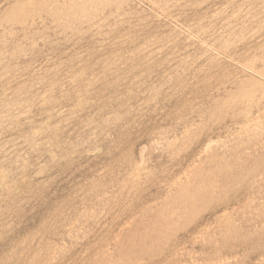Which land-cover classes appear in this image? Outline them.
Instances as JSON below:
<instances>
[{
	"label": "rangeland",
	"instance_id": "374dc122",
	"mask_svg": "<svg viewBox=\"0 0 264 264\" xmlns=\"http://www.w3.org/2000/svg\"><path fill=\"white\" fill-rule=\"evenodd\" d=\"M230 1L0 0V264H264V0Z\"/></svg>",
	"mask_w": 264,
	"mask_h": 264
},
{
	"label": "bare ground",
	"instance_id": "6f19581e",
	"mask_svg": "<svg viewBox=\"0 0 264 264\" xmlns=\"http://www.w3.org/2000/svg\"><path fill=\"white\" fill-rule=\"evenodd\" d=\"M41 1H42V0H41ZM52 1H54V0H52ZM70 1H71V0H70ZM74 1H75V0H74ZM80 1H81V0H80ZM86 1H87V0H86ZM108 1H110V0H108ZM111 1H112V0H111ZM229 1H230V0H229ZM233 1H234V0H233ZM233 1H230V2H233ZM249 1H250V0H249ZM49 2H50V1H49ZM49 2H48V3H49ZM58 2H59V1H58ZM151 2H152V1H151ZM151 2H150V3H151ZM50 3H51V2H50ZM237 3H238V2H237ZM226 4H227V3H226ZM229 4H230V3H229ZM262 4H263V3H262ZM57 5H58V3H57ZM208 5H209V4H208ZM232 5H233V4H232ZM250 5H251V4H250ZM250 5H249V6H250ZM257 5H258V4H257ZM260 5H261V4H260ZM263 5H264V4H263ZM150 6H151V5H150ZM229 6H230V5H229ZM234 6H235V5H234ZM234 6H233V7H234ZM236 6H238V5L236 4ZM245 6H246V5H245ZM60 7H61V5H60ZM63 7H64V6H63ZM71 7H72V6H71ZM246 7H247V6H246ZM72 8H73V7H72ZM231 8H232V7H231ZM231 8H230V9H231ZM237 8H238V7H237ZM241 8H242V7H241ZM251 8H252V7H251ZM251 8H250V9H251ZM253 8H254V5H253ZM261 8H262V6H261ZM263 8H264V7H263ZM35 9H36V8H35ZM156 9H157V8H156ZM187 9H188V8H187ZM239 9H240V8H239ZM248 9H249V8H248ZM248 9H247V10H248ZM257 9H260V8L258 7ZM81 10H82V9H81ZM95 10H96V9H95ZM193 10H194V9H193ZM231 10H232V9H231ZM234 10L237 11L238 9H234ZM245 10H246V8H245ZM252 10H253V9H252ZM225 11H226V9H225ZM228 11H229V10H228ZM241 11H242V10H241ZM241 11H240V12H241ZM258 11H260V10H258ZM258 11H257V12H258ZM261 11H262V9H261ZM232 12H233V11H232ZM242 12H243V11H242ZM246 12H247V11H246ZM228 13H231V11L228 12ZM228 13H227V14H228ZM236 13H237V12H236ZM75 14H76V13H75ZM208 14H209V13H208ZM225 14H226V13H225ZM225 14H224V16H225ZM227 14H226V15H227ZM242 14H243V13H242ZM245 14H246V13H244V16L242 15V18L246 16ZM250 14H251V13H250ZM260 14H261V13H260ZM262 14H263V13H262ZM51 15H52V14H51ZM61 15H62V13H61ZM214 15H215V14H214ZM230 15H231V14H230ZM237 15H238V14H237ZM254 15H255V14H254ZM222 16H223V15H222ZM231 16H232V15H231ZM49 17H50V16H49ZM59 17H60V15H59ZM59 17H58V18H59ZM63 17H64V16H63ZM217 17H218V16H217ZM234 17H235V14H234ZM238 17H239V16H238ZM61 18H62V17H61ZM210 18H212V17H210ZM213 18H215V17H213ZM236 18H237V17H236ZM242 18H241V19H242ZM10 19L12 20L13 18H10ZM70 19H71V18H70ZM232 19H233V18H232ZM234 19H235V18H234ZM245 19H246V17H245ZM15 20H16V19H15ZM62 20H63V19H62ZM81 20H82V19H81ZM137 20H138V19H137ZM170 20H171V19H170ZM211 20H212V19H211ZM215 20H216V18H215ZM242 20H243V19H242ZM251 20H253V17L251 18ZM71 21H72V20H71ZM161 21H162V20H161ZM212 21L214 22V20H212ZM225 21H227V19H226ZM230 21H231V19H230ZM236 21H237V20H236ZM246 21H248V20H246ZM7 22H8V21H7ZM37 22H38V21H37ZM53 22H54V21H53ZM55 22H56V21H55ZM61 22H62V21H61ZM64 22H65V21H64ZM171 22H172V21H171ZM227 22H228V21H227ZM231 22H232V21H231ZM12 23H13V22H12ZM43 23H44V22H43ZM131 23H132V22H131ZM165 23H166V22H165ZM172 23H173V22H172ZM222 23H223V22H222ZM224 23H225V22H224ZM228 23H230V22H228ZM0 24H1V23H0ZM19 24H20V23H19ZM19 24H18V25H19ZM176 24H177V23H176ZM13 25H14V24H13ZM24 25H25V24H24ZM29 25H30V24H29ZM127 25H128V24H127ZM131 25H132V24H131ZM215 25H216V24H215ZM222 25H223V24H222ZM241 25H242V24H241ZM4 26H5V25H4ZM173 26H175V25H173ZM176 26H178V25H176ZM176 26H175V27H176ZM224 26H225V25H224ZM242 26H243V25H242ZM242 26H241V27H242ZM247 26H248V24H247ZM249 26H250V25H249ZM262 26H263V25H262ZM7 27H8V26H7ZM130 27H131V26H130ZM189 27H190V26H189ZM219 27H220V26H219ZM230 27H231V25H230ZM238 27H239V26H238ZM241 27H240V28H241ZM263 27H264V26H263ZM41 28H42V27H41ZM41 28H40V29H41ZM178 28H179V27H177V29H178ZM186 28H187V27H186ZM197 28H198V27H197ZM220 28H221V27H220ZM223 28H224V27H223ZM226 28H227V27H226ZM231 28H232V27H231ZM244 28H245V27H244ZM183 29H184V28H183ZM189 29H192V28H189ZM198 29H199V28H198ZM221 29H222V28H221ZM224 29H225V28H224ZM227 29H228V28H227ZM32 30H33V29H32ZM69 30H70V29H69ZM71 30H72V29H71ZM184 30L187 31L186 29H184ZM194 30H195V29H194ZM214 30H215V29H214ZM232 30H233V28H232ZM256 30H257V29H256ZM181 31H182V30H181ZM188 31H189V30H188ZM200 31H201V30H200ZM206 31H207V29H206ZM11 32H12V31H11ZM14 32H15V31H14ZM207 32H208V31H207ZM214 32H215V31H214ZM182 33H183V32H182ZM190 33H191V32H190ZM194 33H195V32H194ZM196 33H197V32H196ZM231 33H232V31L230 32V34H231ZM252 33H253V32H251V33H249V34H252ZM55 34H56V33H55ZM209 34H211V33H209ZM237 34H238V33H237ZM239 34H240V33H239ZM241 34H242V33H241ZM241 34H240V35H241ZM131 35H132V34H131ZM183 35H184V34H183ZM192 35H193V34H192ZM201 35H202V34H201ZM203 35H204V34H203ZM206 35H207V34H206ZM226 35H228V34H225V36H226ZM231 35H232V34H231ZM231 35H229V36H231ZM74 36H75V35H74ZM198 36H199V35H198ZM222 36H223V35H222ZM232 36H233V35H232ZM237 36H238V35H237ZM237 36H236V37H237ZM169 37H170V36H169ZM185 37H186V36H185ZM239 37H240V36H239ZM187 38H188V36H187ZM218 38H219V37H218ZM230 38H231V37H230ZM233 38H234V37H233ZM46 39H47V38H46ZM198 39H199V38H198ZM210 39H211V38H210ZM124 40H125V39H124ZM192 40H193V38H192ZM201 40H202V39H201ZM212 40H213V39H212ZM39 41H41V40H39ZM99 41H100V40H99ZM164 41H165V40H164ZM55 42H56V41H55ZM216 42H217V41H216ZM219 42H220V41H219ZM239 42H240V41H239ZM172 43H173V42H172ZM211 43H212V42H211ZM257 43H258V42H257ZM201 44H202V43H201ZM201 44L198 43L199 46H202V45H203V44H202V45H201ZM218 44H219V43H218ZM218 44H217V45H218ZM229 44H230V43H229ZM234 44H235V43H234ZM252 44H253V43H252ZM198 45H197V46H198ZM156 46H157V45H156ZM188 46H189V45H188ZM191 46H192V45H191ZM203 46H205V45H203ZM234 46H235V45H234ZM216 47H217V46H216ZM247 47H248V46H247ZM247 47H246V49H247ZM191 48H192V47H191ZM205 48H206V46H205ZM208 49H209V48H208ZM148 50H149V49H148ZM148 50H147V51H148ZM225 50H226V49H225ZM247 50H248V49H247ZM247 50H246V51H247ZM149 51H150V50H149ZM151 51H152V50H151ZM151 51H150V52H151ZM157 51H158V50H157ZM157 51H156V53H157ZM166 51H167V50H166ZM248 51H249V50H248ZM24 52H25V51H24ZM206 52H207V51H206ZM136 53H137V52H136ZM144 53H145V52H144ZM169 53H170V52H169ZM169 53H168V55H169ZM248 53H250V52H248ZM66 54H67V53H66ZM166 54H167V53H166ZM209 54H210V53H209ZM227 54H228V53H227ZM157 55H158V54H157ZM217 55H218V54H216V56H217ZM219 55H220V54H219ZM149 56H150V55H149ZM169 56H170V55H169ZM214 56H215V55H214ZM216 56H215V57H216ZM233 56H235V54H233ZM260 56H261V55H260ZM79 57H80V56H79ZM217 57H218V56H217ZM236 57H237V56H236ZM142 58H143V57H142ZM147 58H148V57H147ZM150 58H152V57H150ZM154 58H155V57H154ZM157 58H158V57H157ZM157 58H155V59H157ZM165 58H167V57H165ZM169 58H170V57H169ZM139 59H140V58H139ZM159 59H160V58H159ZM171 59H172V58H171ZM202 59H203V58H202ZM215 59H216V58H215ZM239 59H241V57H240ZM242 59H244V58H242ZM114 61H115V60H114ZM125 61H126V60H125ZM137 61H138V60H137ZM153 61H154V60H153ZM218 61H219V60H218ZM226 61H227V60H226ZM241 61H242V60H241ZM183 62H185V60H184ZM234 63H235V62H234ZM184 64H185V63H184ZM212 64H214V63H212ZM114 65H115V64H114ZM186 65H187V64H186ZM118 66H120V65H118ZM130 66H131V65H130ZM243 66H244V65H243ZM104 67H105V66H104ZM186 67H187V66H186ZM253 67H254V65H253ZM109 68H110V67H109ZM111 68H112V67H111ZM113 68H115V67H113ZM119 68H120V67H119ZM250 68H251V67H250ZM128 69H129V68H128ZM163 69H164V68H163ZM69 70H70V69H69ZM105 70H106V69H105ZM108 70H109V69H108ZM204 70H205V69H204ZM113 71H114V70H113ZM101 72H102V71H101ZM104 72H105V71H104ZM135 72H136V71H135ZM137 73H138V72H137ZM175 73H176V72H175ZM89 74H90V73H89ZM109 74H110V73H109ZM131 74H133V73L131 72ZM114 75H115V74H114ZM124 75H125V74H124ZM137 75H139V74H137ZM158 75H159V74H158ZM166 75H167V74H166ZM177 75H178V74H177ZM74 76H76V75H74ZM102 76H103V75H102ZM102 76H101V77H102ZM129 76H130V75H129ZM129 76H128V77H129ZM77 77H78V76H77ZM77 77H76V78H77ZM82 77H83V76H82ZM115 77H116V76H115ZM118 77H119V76H118ZM125 77H126V76H125ZM137 77H138V76H137ZM139 77H140V75H139ZM168 77H169V76H168ZM74 79H75V78H74ZM74 79H73V80H74ZM91 79H92V78H91ZM110 79H111V78H110ZM12 80H13V79H12ZM59 80H60V79H59ZM70 80H71V79H70ZM81 80H82V78H81ZM99 80H101V79H99ZM128 80H129V79H128ZM130 80H131V79H130ZM94 81H95V80H94ZM94 81H93V82H94ZM109 81H110V80H109ZM120 81H121V80H120ZM151 81H152V80H151ZM158 81H159V80H158ZM69 82H70V81H69ZM75 82H76V81H75ZM75 82H74V83H75ZM90 82H91V81H90ZM148 82H149V81H148ZM76 84H77V82H76ZM92 84H93V83H92ZM72 85H73V84H72ZM86 85H87V83H86ZM90 85H91V84H90ZM3 86H4V85H3ZM57 86H58V85H57ZM89 87H90V86H89ZM104 88H105V87H104ZM92 90H93V89H92ZM5 91H6V90H5ZM246 91H247V90H246ZM167 92H169V91H167ZM181 92H182V91H181ZM138 94H139V93H138ZM167 94H168V93H167ZM155 95H156V94H155ZM260 95H261V94H260ZM87 96H88V95H87ZM154 97H156V96H154ZM72 98H73V96H72ZM106 99H107V98H106ZM151 99H153V98H151ZM242 99H244V98H242ZM245 99H247V98H245ZM132 101H133V100H132ZM239 101H241V100H239ZM38 102H39V101H38ZM59 102H60V101H59ZM61 102H62V101H61ZM241 102H242V101H241ZM44 103H45V102H44ZM65 103H66V102H65ZM33 104H34V103H33ZM37 104H38V103H37ZM60 104H61V103H60ZM148 104H149V103H148ZM34 105H35V104H34ZM55 105H56V104H55ZM57 105H58V104H57ZM65 105H67V104H65ZM70 105H71V104H70ZM41 106H42V105H41ZM101 106H102V105H101ZM188 106H189V105H188ZM55 107H56V106H55ZM55 107H54V108H55ZM49 108H50V107H49ZM52 108H53V106H52ZM60 108H61V107H60ZM68 108H69V107H68ZM145 108H146V107H145ZM39 109H40V108H39ZM66 109H67V108H66ZM98 109H99V108H98ZM98 109H97V110H98ZM153 109H154V108H153ZM159 109H160V108H159ZM159 109L157 108V111H158ZM42 110H43V108H42ZM42 110H41V111H42ZM50 110H52V109H50ZM56 110H57V109H56ZM136 110H137V109H136ZM263 110H264V108H263ZM14 111H15V110H14ZM67 111H68V110H67ZM93 111H94V110H93ZM111 111H112V110H111ZM133 111H134V110H133ZM137 111H138V110H137ZM162 111H163V110H162ZM23 112H25V111H23ZM51 112H52V111H51ZM54 112H55V111H54ZM63 112H64V111H63ZM12 113H14V112H12ZM15 113H17V112H15ZM27 113H28V112H27ZM35 113H36V112H35ZM37 113H38V112H37ZM37 113H36V114H37ZM44 113H45V111H44ZM149 113H150V112H149ZM9 114H10V113H9ZM18 114H19V113H18ZM20 114H21V113H20ZM30 114H31V113H30ZM30 114H29V115H30ZM55 114H56V113H55ZM69 114H70V113H69ZM254 114H255V113H254ZM21 115H22V114H21ZM33 115H34V114H33ZM256 115H257V114H256ZM24 116H25V115H24ZM24 116H23V117H24ZM43 116H44V114H43ZM88 116H89V115H88ZM9 117H10V115L8 116V118H9ZM20 117H21V116H20ZM49 117H50V116H49ZM73 117H74V116H73ZM102 117H103V116H102ZM247 117H249V116H247ZM262 117H263V116H262ZM27 118H28V117H27ZM32 118H33V117H32ZM32 118H31V119H32ZM11 119H12V117H11ZM37 119H38V118H37ZM40 119H41V118H40ZM69 119H70V118H69ZM152 119H153V118H152ZM255 119H256V118H255ZM257 119H259V118H257ZM257 119H256V120H257ZM5 120H7V118H6ZM24 120H25V118H24ZM24 120H23V121H24ZM34 120H35V118H34ZM46 120H47V119H46ZM65 120H66V119H65ZM145 120H146V119H145ZM252 120H253V119H252ZM252 120H251V121H252ZM256 120H255V121H256ZM9 121H10V120H9ZM29 121H31V120H29ZM32 121H33V119H32ZM37 121H39V120H37ZM56 121H57V120H56ZM150 121H151V120H150ZM6 122H7V121H6ZM24 122H26V121H24ZM58 122H59V121H58ZM139 122H140V121H139ZM246 122H247V121H246ZM249 122H250V121H249ZM4 123H5V122H4ZM99 123H100V122H99ZM128 123H129V122H128ZM7 124H8V123H7ZM9 124H10V122H9ZM11 124H12V123H11ZM24 124H25V123H24ZM129 124H130V123H129ZM0 125H1V124H0ZM2 125H3V124H2ZM32 125H33V124H32ZM34 125H35V124H34ZM240 125H241V124H240ZM244 125H245V124H244ZM7 126H8V125H7ZM242 126H243V125H242ZM3 127H4V126H3ZM28 127H29V126H28ZM35 127H36V126H35ZM81 127H82V126H81ZM83 127H84V126H83ZM91 127H92V126H91ZM30 128L32 129V127H30ZM89 129H90V128H89ZM238 129H239V128H238ZM5 130H6V129H5ZM29 130H30V129H29ZM42 130H43V129H42ZM92 130H93V129H92ZM253 130H254V128H253ZM255 130H256V129H255ZM1 131H2V130H1ZM23 131H24V130H23ZM27 131H28V130H27ZM13 132H14V131H13ZM67 132H68V131H67ZM79 132H80V131H79ZM105 132H106V131H105ZM151 132H152V131H151ZM23 133H24V132H23ZM25 133H26V132H25ZM51 133H52V132H51ZM94 133H95V132H94ZM1 134H2V133H1ZM1 134H0V135H1ZM19 134H20V133H19ZM30 134L32 135V132H31ZM102 134H103V133H102ZM248 134H249V133H248ZM7 135H8V134H7ZM17 135H18V134H17ZM21 135H22V134H20V135H18V136H21ZM37 135H38V134H37ZM28 136H29V135H28ZM25 137H26V136H25ZM30 137H31V136H30ZM56 137H57V136H56ZM243 137H244V136H243ZM16 138H17V136H16ZM28 138H29V137H28ZM94 138H95V137H94ZM78 139H79V138H78ZM92 139H93V138H92ZM102 139H103V138H102ZM104 139H107V137L104 138ZM108 139H109V138H108ZM169 139H170V137H169ZM218 139H219V138H218ZM11 140H12V139H11ZM11 140H10V141H11ZM83 140H84V139H83ZM20 141H21V139H20ZM63 141H64V139H63ZM63 141H62V142H63ZM14 142H15V141H14ZM17 142H18V141H17ZM108 142H109V141H108ZM113 142H114V141H113ZM9 143H10V142H9ZM12 143H13V142H12ZM28 143H29V142H28ZM60 143H61V142H60ZM206 143H207V141H206ZM95 144H96V143H95ZM16 145H17V144H16ZM142 145H143V144H142ZM10 146H11V145H10ZM94 147H95V146H94ZM134 148H135V147H134ZM8 149H9V148H8ZM58 149H59V148H58ZM125 149H126V148H125ZM13 150H14V149H13ZM20 150H21V149H20ZM154 150H155V149H154ZM72 151H73V150H72ZM88 151H89V150H88ZM137 151H138V150H137ZM14 152H15V151H14ZM10 153H11V152H10ZM15 153H16V152H15ZM7 156H8V155H7ZM130 159H131V158H130ZM141 159H142V158H141ZM75 160H76V158H75ZM133 160H134V158H133ZM191 160H192V159H191ZM20 161H21V160H20ZM140 161H141V160H140ZM137 162L139 163V161H137ZM106 165H107V164H106ZM0 168H1V167H0ZM150 168H151V167H150ZM159 168H160V167H159ZM194 168H195V167H194ZM100 170H102V169H100ZM134 170H135V169H134ZM146 170H147V169H146ZM154 170H157V169H154ZM151 171H152V170H151ZM182 171H183V170H182ZM20 172H21V171H20ZM23 172H24V171H23ZM138 172H139V171H138ZM128 173H129V172H128ZM136 173H137V172H136ZM132 174H133V173H132ZM137 175H139V174H137ZM263 175H264V174H263ZM52 176H53V175H52ZM125 176H126V175H125ZM95 177H97V176H95ZM99 178H100V177H99ZM130 178H132V177H130ZM143 178H144V177H143ZM39 179H40V178H39ZM116 180H117V179H116ZM121 180H122V179H121ZM126 180H127V179H126ZM112 181H113V180H112ZM114 181H115V180H114ZM138 181H139V180H138ZM118 182H119V181H118ZM131 183H132V182H131ZM101 186H102V185H101ZM103 187H104V186H103ZM127 187H128V186H127ZM101 188H102V187H101ZM75 189H76V188H75ZM16 193H17V192H16ZM99 194H100V193H99ZM105 194H106V193H105ZM67 195H68V194H67ZM67 195H66V196H67ZM74 195H75V194H74ZM10 196H11V195H10ZM5 197H6V196H5ZM75 197H76V196H75ZM14 199H15V198H14ZM65 199H66V198H65ZM69 200H70V199H69ZM37 202H38V201H37ZM59 203H60V202H59ZM72 203H73V202H72ZM67 207H68V206H67ZM129 208H130V207H129ZM79 210H80V209H79ZM98 211H99V209H98ZM22 213H23V212H22ZM24 213H25V212H24ZM61 213H62V212H61ZM59 214H60V213H59ZM74 216L76 217V215H74ZM77 216H78V215H77ZM20 217H21V216H20ZM18 218H19V217H18ZM73 218H74V217H73ZM48 220H49V219H48ZM66 221H67V220H66ZM71 222H72V220L70 221V223H71ZM96 222H97V221H96ZM44 223H45V221H44ZM65 223H66V222H65ZM70 223H69V224H70ZM83 223H84V222H83ZM46 225H47V224H46ZM41 226H42V225H41ZM66 226H68V224H67ZM122 226H123V225H122ZM43 228H44V227H43ZM68 228H69V227H68ZM72 228H73V227H72ZM204 229H205V228H204ZM206 229H207V228H206ZM213 229H214V228H213ZM40 230H41V229H40ZM67 230H68V229H67ZM67 230H66V232H67ZM73 231H74V230H73ZM73 231H72V232H73ZM70 232H71V231H70ZM74 232H75V231H74ZM104 233H105V232H104ZM69 234H70V233H69ZM109 234H110V233H109ZM111 234H112V233H111ZM186 234H187V233H186ZM67 235H68V234H67ZM70 235H71V234H70ZM75 236H76V234H75ZM115 236H116V235H115ZM171 236H172V235H171ZM80 237H81V236H80ZM34 238H35V237H34ZM197 238H198V237H197ZM4 240H5V239H4ZM19 240H20V239H19ZM26 242H27V241H26ZM48 242H49V241H48ZM66 242H67V241H66ZM1 243H2V242H1ZM31 245H32V244H31ZM40 246H41V245H40ZM29 247H30V245H29ZM48 247H49V246H48ZM6 249H7V248H6ZM55 249H56V248H55ZM92 249H93V248H92ZM92 249H91V250H92ZM68 250H69V249H68ZM99 251H100V249H99ZM37 253H38V252H37ZM76 253H77V252H76ZM88 253H89V252H88ZM179 254H180V253H179ZM192 255H193V254H192ZM60 256H61V255H60ZM54 257H55V256H54ZM233 257H234V256L229 257V258H233ZM55 258H56V257H55ZM226 258H227V257H226ZM229 258H228V259H229ZM81 259H82V258H81ZM220 259H221V258H220ZM33 260H34V259H33ZM33 260H32V262H33ZM216 260H217V259H216ZM221 260H222V259H221ZM42 261H43V260H42ZM219 261H220V260H219ZM222 261H223V260H222ZM199 262H200V261H199ZM83 264H84V263H83ZM185 264H186V263H185ZM215 264H216V263H215Z\"/></svg>",
	"mask_w": 264,
	"mask_h": 264
}]
</instances>
